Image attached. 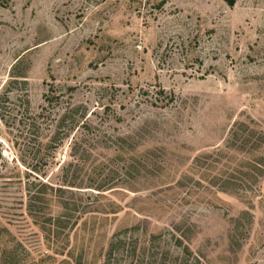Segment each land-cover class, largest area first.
<instances>
[{
    "label": "rangeland",
    "instance_id": "1",
    "mask_svg": "<svg viewBox=\"0 0 264 264\" xmlns=\"http://www.w3.org/2000/svg\"><path fill=\"white\" fill-rule=\"evenodd\" d=\"M0 264H264V0H0Z\"/></svg>",
    "mask_w": 264,
    "mask_h": 264
},
{
    "label": "trees",
    "instance_id": "2",
    "mask_svg": "<svg viewBox=\"0 0 264 264\" xmlns=\"http://www.w3.org/2000/svg\"><path fill=\"white\" fill-rule=\"evenodd\" d=\"M228 5L232 6L236 0H224Z\"/></svg>",
    "mask_w": 264,
    "mask_h": 264
}]
</instances>
